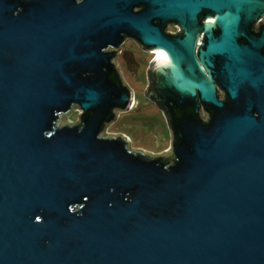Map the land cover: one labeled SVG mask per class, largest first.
<instances>
[{
  "label": "water",
  "instance_id": "water-1",
  "mask_svg": "<svg viewBox=\"0 0 264 264\" xmlns=\"http://www.w3.org/2000/svg\"><path fill=\"white\" fill-rule=\"evenodd\" d=\"M131 39L163 153L105 132ZM0 264H264V0H0Z\"/></svg>",
  "mask_w": 264,
  "mask_h": 264
},
{
  "label": "rangeland",
  "instance_id": "rangeland-1",
  "mask_svg": "<svg viewBox=\"0 0 264 264\" xmlns=\"http://www.w3.org/2000/svg\"><path fill=\"white\" fill-rule=\"evenodd\" d=\"M174 31V27H169ZM156 55L131 39L121 48L117 63L125 83L136 94L134 107L127 112L119 111L116 120L108 125L106 133L123 134L133 150L142 149L153 154L166 152L171 146V129L159 106L147 97L148 74ZM81 110L76 106L68 114L67 121L76 124Z\"/></svg>",
  "mask_w": 264,
  "mask_h": 264
},
{
  "label": "flooded vegetation",
  "instance_id": "flooded-vegetation-1",
  "mask_svg": "<svg viewBox=\"0 0 264 264\" xmlns=\"http://www.w3.org/2000/svg\"><path fill=\"white\" fill-rule=\"evenodd\" d=\"M202 21H204V19H202ZM170 26H173V27H174L175 24H174V23H172V24H171V23H168V27H167V29H166L167 32L170 31V29H169ZM133 40H135V39H133ZM135 41H136V40H135ZM144 49H145V48H144ZM145 50H148L149 52L152 53V50H149V49H145ZM154 60H155V59H154ZM154 60H153L152 64L154 63ZM116 61H117V60H116ZM152 64H151V69H152V66H153ZM117 65H118V63H117ZM118 69H119V66H118ZM151 69H150V71H151ZM119 70H120V69H119ZM150 71H149V72H150ZM148 89H149V84H148V82H147V90H148ZM223 93H224V92L222 91V92H221V95H222V96L224 95ZM222 96H220V98H222ZM150 100H151V99H150ZM135 101H136V94L133 92V101H132L130 107H129L126 111H123V112H127V111H129L130 109H132V107H134V105L136 104ZM154 103H155V102H154ZM155 104L158 105L157 103H155ZM159 109L162 110L160 107H159ZM162 111H163V113H165L164 110H162ZM200 112H202V110H200ZM205 115H206V113H202V118H205Z\"/></svg>",
  "mask_w": 264,
  "mask_h": 264
},
{
  "label": "bare ground",
  "instance_id": "bare-ground-1",
  "mask_svg": "<svg viewBox=\"0 0 264 264\" xmlns=\"http://www.w3.org/2000/svg\"><path fill=\"white\" fill-rule=\"evenodd\" d=\"M156 55V58H159L158 60L164 61L166 59L165 52L161 50H155L153 51Z\"/></svg>",
  "mask_w": 264,
  "mask_h": 264
},
{
  "label": "built area",
  "instance_id": "built-area-1",
  "mask_svg": "<svg viewBox=\"0 0 264 264\" xmlns=\"http://www.w3.org/2000/svg\"><path fill=\"white\" fill-rule=\"evenodd\" d=\"M174 29H175L174 31H172V30H171V31H169V32H171V33H174V34H175V33H177V32L179 31V28H178V26H177V25H175V26H174Z\"/></svg>",
  "mask_w": 264,
  "mask_h": 264
}]
</instances>
